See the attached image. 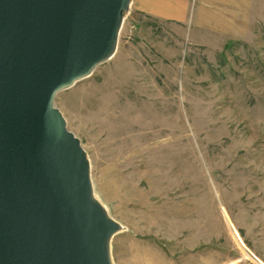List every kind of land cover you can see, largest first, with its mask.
<instances>
[{
	"label": "rangeland",
	"instance_id": "374dc122",
	"mask_svg": "<svg viewBox=\"0 0 264 264\" xmlns=\"http://www.w3.org/2000/svg\"><path fill=\"white\" fill-rule=\"evenodd\" d=\"M132 2L114 55L55 100L122 225L113 264H264V0L222 36Z\"/></svg>",
	"mask_w": 264,
	"mask_h": 264
},
{
	"label": "water",
	"instance_id": "95a60500",
	"mask_svg": "<svg viewBox=\"0 0 264 264\" xmlns=\"http://www.w3.org/2000/svg\"><path fill=\"white\" fill-rule=\"evenodd\" d=\"M132 0H0V264H113L122 225L57 94L117 49Z\"/></svg>",
	"mask_w": 264,
	"mask_h": 264
},
{
	"label": "crops",
	"instance_id": "0c3cea01",
	"mask_svg": "<svg viewBox=\"0 0 264 264\" xmlns=\"http://www.w3.org/2000/svg\"><path fill=\"white\" fill-rule=\"evenodd\" d=\"M253 0H133V17L181 28L211 29L220 36L246 26ZM208 33V31H206Z\"/></svg>",
	"mask_w": 264,
	"mask_h": 264
}]
</instances>
